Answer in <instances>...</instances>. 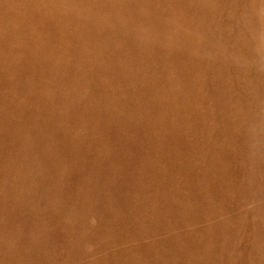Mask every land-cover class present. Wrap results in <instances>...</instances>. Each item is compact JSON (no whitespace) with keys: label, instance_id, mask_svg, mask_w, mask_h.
Instances as JSON below:
<instances>
[{"label":"rangeland","instance_id":"rangeland-1","mask_svg":"<svg viewBox=\"0 0 264 264\" xmlns=\"http://www.w3.org/2000/svg\"><path fill=\"white\" fill-rule=\"evenodd\" d=\"M0 264H264V0H0Z\"/></svg>","mask_w":264,"mask_h":264}]
</instances>
